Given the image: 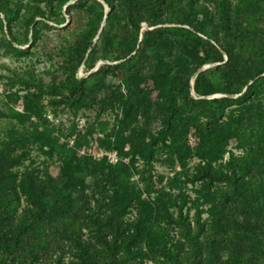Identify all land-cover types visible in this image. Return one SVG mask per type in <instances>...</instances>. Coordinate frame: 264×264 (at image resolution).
Instances as JSON below:
<instances>
[{
  "label": "trees",
  "instance_id": "1",
  "mask_svg": "<svg viewBox=\"0 0 264 264\" xmlns=\"http://www.w3.org/2000/svg\"><path fill=\"white\" fill-rule=\"evenodd\" d=\"M0 14L16 63L63 39L51 82L0 74V264H264V0H0ZM66 16L74 30L56 28ZM66 112L95 117L82 131L48 116ZM92 149L118 161L79 154Z\"/></svg>",
  "mask_w": 264,
  "mask_h": 264
},
{
  "label": "rangeland",
  "instance_id": "2",
  "mask_svg": "<svg viewBox=\"0 0 264 264\" xmlns=\"http://www.w3.org/2000/svg\"><path fill=\"white\" fill-rule=\"evenodd\" d=\"M0 16L3 18V16L1 14H0ZM66 18H67V23H65L64 25H61V26H57L56 28L58 30L67 29L69 26H71V28H70L71 30L75 29L78 22H76V20L72 19L70 16H66ZM53 26H56V25L53 24ZM62 40L63 39L60 36V34L52 33V34L48 35V38L46 41L47 43L41 44L37 50V52H40L39 58L42 60L41 62H36L37 59L35 58L33 63H31V64H27L29 61H25V64H19V63H16L15 61H12L8 58L3 57L0 54V74L4 75V76L10 75L8 70H6L3 67L5 65L11 69H13L14 67L22 65V66H25L28 68H34L37 71V73L44 78L46 83L51 82V78H52L51 74L53 73V70L56 67V63L55 62H49V59L46 57V54L48 52H53L54 51L53 47L58 45ZM28 47H29V45H27L25 47H19V48H28ZM56 60H58V59H56ZM101 64L102 63L99 62L96 65V68L94 70H92L91 72H89L86 69L87 68L86 66H83L78 73V78H80V79L88 78L89 75L93 71H96L100 67ZM212 67L213 66H207V67H205V69H209ZM47 71H50L52 73L47 74L46 73ZM6 83H7V79H2V80L0 79V110H3V111L8 110V107L6 104V99H5V94L9 91V86H6ZM217 97H221V96H217ZM48 116H49L50 120L55 125L63 124L65 129H68L72 125V123L75 121L78 124V128L80 130L84 131L85 128L88 126L87 121L90 122V121L94 120L95 112H86V113L81 112L77 118H75L72 114H70L68 112L64 113L59 118L53 117L52 115H50V113H48ZM102 121L103 122L107 121L110 124L113 122V118L111 116H104ZM5 124H6L5 119H0V128H2ZM192 138L194 139V137H192ZM191 146L194 147L192 144H191ZM233 147H231V148H233ZM68 148H70V146ZM235 152L237 153V151H235ZM90 153L93 156L99 158V157H101V154L105 153V151L104 150L96 151V150L92 149L90 151L84 150V151L79 152L80 155L90 154ZM30 154H31V159H34L37 163L44 160V156H42L40 154V150L37 147H35V148L33 147V149H31ZM109 154H111V155L113 154V156H115V158H112V157H109V158H110L111 162L116 163L118 161V156H116V154H114V153H109ZM198 163H199V160L196 158L190 160L189 166H188V170H189L190 174L195 172V169H196ZM27 165H29V162H27L25 164V166H27ZM56 168H58L57 165H56ZM180 171H181V169L179 167H177L173 170L170 168H166L165 166H161L160 164H155L153 174L154 175L164 174L166 176L171 177L174 175L175 172L179 173ZM138 179H139V177H138V175H136V176H134V178L132 180L137 181ZM189 190H191V187H189ZM190 194L194 198V194L191 192H190ZM205 217H206V215H204V218Z\"/></svg>",
  "mask_w": 264,
  "mask_h": 264
},
{
  "label": "water",
  "instance_id": "3",
  "mask_svg": "<svg viewBox=\"0 0 264 264\" xmlns=\"http://www.w3.org/2000/svg\"><path fill=\"white\" fill-rule=\"evenodd\" d=\"M104 6H105V8H106V16H105V20H104V22H103V24H102V27H101V30H100V33L103 31V28H104V26H105V24H106V20H107V14L109 13V7H108V5L107 4H105L104 3ZM154 28H150V27H148L147 25H145L144 26V30L145 31H149V30H153ZM97 39H99V35H98V37H97ZM96 39V40H97ZM227 59V58H226ZM218 64H215L214 66H217ZM192 91L194 92V90L192 89ZM214 98H217V96H210V97H202L201 99H214Z\"/></svg>",
  "mask_w": 264,
  "mask_h": 264
},
{
  "label": "built area",
  "instance_id": "4",
  "mask_svg": "<svg viewBox=\"0 0 264 264\" xmlns=\"http://www.w3.org/2000/svg\"><path fill=\"white\" fill-rule=\"evenodd\" d=\"M193 141H194V142H193ZM190 143L194 146V145H195V140H194L193 138H190ZM103 156H108V157L115 158V156H113V154L111 155V154H109V153H107V152L101 154V157H103Z\"/></svg>",
  "mask_w": 264,
  "mask_h": 264
}]
</instances>
